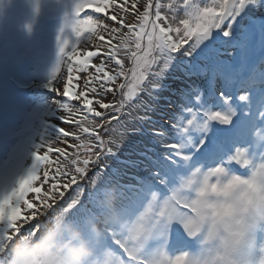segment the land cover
Returning a JSON list of instances; mask_svg holds the SVG:
<instances>
[{
    "label": "snow or ice",
    "instance_id": "snow-or-ice-1",
    "mask_svg": "<svg viewBox=\"0 0 264 264\" xmlns=\"http://www.w3.org/2000/svg\"><path fill=\"white\" fill-rule=\"evenodd\" d=\"M189 2L78 0L76 39L61 44L65 62L45 85L60 100V124L74 130L57 125L23 174L24 149L0 147V264H11L15 239L38 236L54 215L87 231L104 194L120 221L103 242L106 264H193L209 221L203 243L217 238L216 225L229 234L220 264L241 255L250 264V237L264 230V0H203L185 15ZM129 86L136 94L121 107ZM163 91L168 142L144 132L121 160L129 125L148 123ZM110 160L135 170L127 182H113Z\"/></svg>",
    "mask_w": 264,
    "mask_h": 264
},
{
    "label": "rangeland",
    "instance_id": "rangeland-1",
    "mask_svg": "<svg viewBox=\"0 0 264 264\" xmlns=\"http://www.w3.org/2000/svg\"><path fill=\"white\" fill-rule=\"evenodd\" d=\"M77 2L0 0V147L7 149L15 144L24 149L23 165L18 174H23L31 165L32 151L56 135L57 125L68 131L72 128L71 125L60 124V100L45 85L65 62L60 53L61 44L68 40L70 49L76 39L71 25ZM201 3L203 0H190L182 11L187 15ZM85 11L91 12L90 9ZM92 15L95 16L94 13ZM164 83L171 88L176 87L171 79H165ZM135 94L136 89L129 86L121 107ZM168 96L169 91L159 94L154 105L157 111L151 114L150 121L139 135L142 139L144 132L154 130L156 142L161 147L168 142L166 126L169 121L166 118L167 101L164 99ZM170 107L171 104L168 105ZM129 137L136 141L137 147L141 139ZM134 172V169L128 168L121 183L127 182ZM262 232L264 230L258 228L250 237V264H258L261 258L260 248L264 244L258 239V234ZM237 258L241 261L245 259L243 255Z\"/></svg>",
    "mask_w": 264,
    "mask_h": 264
},
{
    "label": "clouds",
    "instance_id": "clouds-1",
    "mask_svg": "<svg viewBox=\"0 0 264 264\" xmlns=\"http://www.w3.org/2000/svg\"><path fill=\"white\" fill-rule=\"evenodd\" d=\"M98 204L104 211L96 216V222L83 230L81 223L70 216L57 220L56 216L45 221L36 237L20 236L10 245L11 264H106L104 252L107 250L103 242L110 228L119 224L118 204L109 196L100 199ZM248 223H255L254 214L245 217ZM208 227L201 240L197 241V253L193 254V264H220L217 253L221 246V237L228 233L221 225H216L217 238L203 243ZM103 245V246H102ZM234 264H245L237 257L232 258Z\"/></svg>",
    "mask_w": 264,
    "mask_h": 264
},
{
    "label": "trees",
    "instance_id": "trees-1",
    "mask_svg": "<svg viewBox=\"0 0 264 264\" xmlns=\"http://www.w3.org/2000/svg\"><path fill=\"white\" fill-rule=\"evenodd\" d=\"M154 105H155V103L153 104V107H154ZM108 107H111V106L109 105ZM151 114H153V111H149L148 112V116L149 117L151 116ZM147 124L148 123H145L143 125L134 124L133 128H138L139 129L135 133H132L131 132L132 127H130V125H129V127H130L129 128L130 129L129 136H133V138L134 137H137L140 140L141 138H140L139 135L142 133V130L147 126ZM73 130L74 129L72 127L70 129V132L73 131ZM71 142H72V138L70 139V143ZM113 147H114V151H115L116 150L115 149V146H113ZM121 147L123 148V153H122L120 159L123 160V159H125V157L132 156V154L135 152V150H136V141L133 139L132 140V143H128V144L122 145ZM107 162L110 163V164H112V166L118 170L117 175H115V176L112 177L113 182L114 183L115 182L121 183L124 180V177H125V174H126L128 168H125V166L123 164L117 163L115 161H111L110 160V161H107ZM37 186H39V185H37ZM109 196L110 195L104 194V195H102L101 199L107 198Z\"/></svg>",
    "mask_w": 264,
    "mask_h": 264
},
{
    "label": "water",
    "instance_id": "water-1",
    "mask_svg": "<svg viewBox=\"0 0 264 264\" xmlns=\"http://www.w3.org/2000/svg\"><path fill=\"white\" fill-rule=\"evenodd\" d=\"M122 107H123V104H122Z\"/></svg>",
    "mask_w": 264,
    "mask_h": 264
}]
</instances>
